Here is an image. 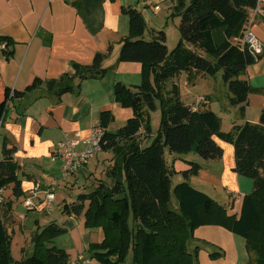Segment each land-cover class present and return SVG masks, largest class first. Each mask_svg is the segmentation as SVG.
<instances>
[{"label": "trees", "instance_id": "16d2710c", "mask_svg": "<svg viewBox=\"0 0 264 264\" xmlns=\"http://www.w3.org/2000/svg\"><path fill=\"white\" fill-rule=\"evenodd\" d=\"M172 1L174 13L180 18V40L172 51L163 30L152 29V39L145 40L147 26L142 13L123 7V14L129 18V33L121 41L118 61L140 63L142 81L136 86L117 82L114 94L116 103L131 109L132 116L118 131L109 132L114 114L100 113L99 122L106 128L102 151L114 156L106 174L110 184L99 180L93 191L80 193L72 202L64 201L62 213L75 219L83 216L86 228L102 230L103 240L87 249L90 258L100 264H126L130 252L132 264H199L198 250L191 253L188 241L204 225L220 226L244 238L248 252L257 256L256 264H264V108L258 123L234 124L231 131L224 132L215 112L186 105L177 84L167 88V83L182 73L193 84L199 76L214 77L222 72L231 104L239 106L244 115L249 96L264 93V88H254L243 79L260 56L254 57L240 43L260 0ZM261 19L264 22V16ZM6 42L9 47L11 41ZM111 50L109 47L106 53H97L90 65L72 63L73 73L59 79H36L24 91L6 89L0 101V128L12 99L42 87L59 96L79 92L83 81L104 78L108 69L103 61ZM6 53L9 56L12 52L7 49ZM74 79L78 80L76 86L72 85ZM157 102L160 127L152 142L142 147L138 135L143 129L151 134L150 110ZM216 138L233 145V171L253 180L252 192L242 197L238 212L229 211L190 183V177L201 169L190 162L191 168L182 172L185 180L173 188L178 206L170 208L172 177L177 172L166 161V151L177 155L193 152L207 161L220 160L224 150ZM16 152V145L5 136L1 141L0 198L6 190L11 194L10 199L0 202V264H70V254L53 245L68 231L55 222L38 225L31 236L30 255L24 249L21 259L12 255V236L4 217H12L14 199L26 196Z\"/></svg>", "mask_w": 264, "mask_h": 264}, {"label": "crops", "instance_id": "0c3cea01", "mask_svg": "<svg viewBox=\"0 0 264 264\" xmlns=\"http://www.w3.org/2000/svg\"><path fill=\"white\" fill-rule=\"evenodd\" d=\"M139 2H142L143 6L150 7L154 13L161 10L160 6H153L151 0H0V38L11 41L7 49L12 52L8 56L6 50L0 51V101L3 100L6 89L24 91L36 79L47 81L72 74V63L90 65L97 53H106L109 47L112 48L103 61V66L108 69L107 75L102 79L83 81L79 92L74 91L59 96L56 91H48L42 87L10 101L0 128V158L2 157L1 141L7 136L17 147L15 159L21 167L19 176L26 192V200L31 198L38 204L43 202L47 189L55 192L54 188L57 187L58 181L51 180L49 185L43 186L41 177L36 175V171H40L41 168L38 164L43 158L50 157L54 162L60 161L61 173L64 178H68L63 174L61 160L54 156L58 143L65 138L83 143L91 136V126L99 122L102 111H111L116 119V110L120 112L121 109L115 101V84L121 82L127 86H136L142 81L140 63L118 61L121 41L129 33V18L123 14V7L139 10L147 25L148 20L144 11L137 7ZM149 2L152 6H149ZM173 8L174 2L170 0L163 13L165 19L171 15ZM245 27L251 28L264 43V22L261 16L247 23ZM152 29L163 30L159 27ZM263 58L264 53L257 63L262 62ZM181 76L182 74L178 78L180 79ZM207 77L199 76L193 84L196 85ZM176 78L171 80L172 84H177ZM243 79L250 82L248 71ZM77 84L78 80L74 79L72 85ZM179 88L181 92V87ZM262 88L264 86L259 87ZM212 97L213 95L205 96L206 102L199 106H196V102L193 105L186 104L182 96L181 99L186 105L197 110L199 107L208 109V102H211ZM251 103L255 104L254 107H257L261 113L264 108V93H252L249 96L245 114L242 115V121L237 122L238 124L250 122L246 114ZM121 116L126 122L127 113ZM111 125L112 123L107 131L116 132L110 130ZM216 140L224 150L223 157L202 168L211 171L210 173L202 174L201 169L198 176L209 175L210 180H213L212 175H220L221 181L216 182L226 189L231 207L235 209L234 212H238L241 199L248 192L242 191L241 178L233 171L235 167L233 145L218 138ZM79 149H83L82 144ZM103 153L106 154L104 157L100 158L101 156L98 155L95 157L96 162L107 164L105 160L108 159V163L113 164L112 152ZM170 155L171 159L167 162L175 168L176 175L191 168L189 163L193 161H189L186 154ZM88 165L72 175L73 179H78L80 173L88 170ZM37 184H40V188L33 196L30 191ZM199 184L203 185L201 182ZM253 188L252 182V190ZM235 195L238 197H234ZM74 225L76 227L75 223ZM103 238L102 232L101 241ZM75 258L73 260H76Z\"/></svg>", "mask_w": 264, "mask_h": 264}, {"label": "rangeland", "instance_id": "374dc122", "mask_svg": "<svg viewBox=\"0 0 264 264\" xmlns=\"http://www.w3.org/2000/svg\"><path fill=\"white\" fill-rule=\"evenodd\" d=\"M151 1L153 6H160L161 10L154 13L150 10V7L143 6L142 2L137 4V7L144 11V15H146L148 20L146 25L147 29L145 33V40H151L152 36L150 32L152 31V28L159 27L166 32L167 46L169 51H172L180 40L178 28L180 19L175 15L174 10L166 19L163 17V13L165 12L164 10H166V7L170 4V0ZM248 77L253 87L259 88L264 86V58L262 62L250 66L248 70ZM175 82L181 87V96L186 104L193 105L199 96L207 97L208 95H213L211 102H208V109L212 110L220 117L222 131L229 132L233 128L234 122L238 124V121H242V114L239 107L233 106L230 102L231 93L223 81L222 72H219L214 77L208 76L207 79L200 80L196 83V85L188 83L186 73H182L180 79L177 77ZM172 85V81H169L167 83V88L171 89ZM251 104L252 105L248 108L246 117L250 122L256 124L259 122L260 110L257 107H254L255 104ZM118 108L121 109V111L117 112L116 110V119L114 116V120L111 122V131H118L121 127H123L132 114V110L129 108H124L120 105ZM200 108L201 107H199V109ZM124 113H127L128 115L126 122L123 121V117L121 116ZM160 121L161 108L160 104L157 102L156 108L154 110H150L151 134L148 135L143 129L138 135L139 144L142 147L148 146L152 142L160 127ZM239 124H242V122ZM103 152L104 151L98 154V156H101L100 158L106 155ZM186 156L189 161L199 164L201 169L208 163H213L212 161L209 162L202 159L199 155L193 152L188 155L186 154ZM165 158L168 162L171 159V155L167 151L165 153ZM105 161H107V164H98L96 162V158L91 159L88 165V170L80 173L78 179H73V176L64 178L61 173L60 161L56 160V162H54L49 157L48 159L43 158L39 162L38 165L41 168L40 171H36V175L39 178L41 177L43 186L49 185L51 180L58 181L57 187L55 186L54 188L56 199L49 210L45 208L42 209L41 205L38 206V208L31 209L26 205V199L23 196L18 199H14V209L11 213L12 217L5 216L4 223L8 227L12 236L11 251L16 260L22 258V249L26 250L28 254L32 251L31 236L37 229L38 225L45 226L50 222H55L60 226H66L68 228V231L65 234L58 236L54 240L53 245L68 251L71 259H74L76 254H78V256L79 254H82L84 258L91 257L87 250L88 246L91 243H98L101 241L102 230L100 228H86L83 216L76 219L72 218V220H70L62 213V206L64 201H74L80 193L93 191L97 187L99 180L110 184V180L107 179L106 174L107 170L111 168L113 164H109L108 159ZM204 172L210 173L211 171L202 169L201 173L204 174ZM202 174L201 176H191L189 179L190 183L211 196L217 202L226 206L229 211H234L235 209L231 207V200L226 195V189L216 182L217 180L221 181L220 175H212L213 180H210L211 176H205ZM239 178H241L242 191H245V193L248 192V194L249 192L251 193L253 180L242 176ZM184 180L185 178L182 174L174 175V177H172V201L170 203V208L172 209H175L178 206L177 199L173 194V188L176 184ZM199 182L203 183L205 186L199 184ZM227 190L234 189L227 188ZM238 192L240 193V191ZM238 192L236 193L238 194ZM9 194H11V192L7 190L2 193L4 200L10 199ZM236 196L237 195L234 197ZM74 223L76 224V227ZM193 235V239L188 241V248L191 253L198 250L199 264H248L249 262L256 264L257 256L254 252H248L246 240L240 236L234 235L228 229L216 225H204L197 228ZM86 243L87 245H85ZM73 254L75 255L73 256ZM212 254H216V256L212 257ZM78 256L75 259H77ZM90 264L100 263L96 259L90 258ZM126 264H132L131 252L126 260Z\"/></svg>", "mask_w": 264, "mask_h": 264}, {"label": "built area", "instance_id": "2783aa9c", "mask_svg": "<svg viewBox=\"0 0 264 264\" xmlns=\"http://www.w3.org/2000/svg\"><path fill=\"white\" fill-rule=\"evenodd\" d=\"M149 6L152 4L149 2ZM264 0H260L257 7L252 11V15L249 22L254 20L258 16H264ZM241 45L247 47L254 57H259L264 53V43L257 37L253 30L247 27L244 31L243 38L240 40ZM8 48L6 41L0 40V51H5ZM206 102L205 97H198L196 106ZM106 133V128L103 127L100 122L91 126V136L80 142L79 140L65 138L58 143L54 156L59 158L62 162L63 174L65 177L72 176L79 172L82 168L87 166L91 159L95 158L100 152H102V141ZM83 145V149H79L80 145ZM40 188V184H37L30 193L35 196L36 191ZM43 202L36 204L31 198H28L25 203L31 209L38 208L41 205L42 209L49 210L52 207L56 199L55 192L52 189H47L44 193ZM0 202L2 199L0 198ZM70 264H90L89 258H84L81 254L76 260H73Z\"/></svg>", "mask_w": 264, "mask_h": 264}]
</instances>
